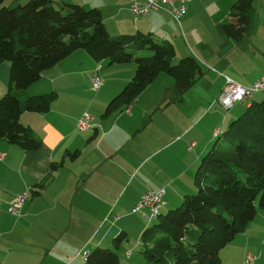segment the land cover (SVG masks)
I'll list each match as a JSON object with an SVG mask.
<instances>
[{"label": "crops", "instance_id": "obj_1", "mask_svg": "<svg viewBox=\"0 0 264 264\" xmlns=\"http://www.w3.org/2000/svg\"><path fill=\"white\" fill-rule=\"evenodd\" d=\"M28 1L10 0L9 6ZM49 1L58 9L79 5L100 10L109 35L113 31L120 37L159 35L165 39L154 38L156 42L175 46L172 32H165L174 21L166 12L135 21L126 0ZM236 1L188 4L182 22L193 44V37L199 38L183 58H197L203 75L183 94L172 76L161 73L133 104L104 116L110 102L134 78L136 65L98 62L84 51L46 71L26 91L16 92L23 101L53 92L57 99L48 113L21 115V123L42 141L39 150L27 152L0 139V153L5 154L0 161V264H87L83 253L96 248L122 251L118 264H130L128 241L147 229V212H132L141 196L164 190L163 209L168 212L197 190L195 175L201 159L224 138L223 113L244 104L248 109L264 98L256 101L257 95H264L258 93L250 105L237 104L229 110L216 102L226 77L246 87L264 77V0H255L251 25L240 41L221 30ZM198 6L206 11V18L199 16ZM194 20L199 24L190 28ZM200 29L201 37L197 36ZM97 69L103 87L94 92L91 78ZM10 72L9 63L0 66V99L10 87ZM85 113L93 116V126L79 131L77 123ZM68 153H76L75 160L65 158ZM64 159L63 166L53 171L52 165ZM29 188L33 196L23 216L11 215L12 200ZM122 233L128 240L116 247L114 240ZM248 255L256 258L255 264H264V210L260 208L254 221L221 251V264H244Z\"/></svg>", "mask_w": 264, "mask_h": 264}, {"label": "trees", "instance_id": "obj_2", "mask_svg": "<svg viewBox=\"0 0 264 264\" xmlns=\"http://www.w3.org/2000/svg\"><path fill=\"white\" fill-rule=\"evenodd\" d=\"M9 1L0 0V66H11L10 87L0 99V139L24 151L39 150L42 141L21 123V115L48 113L57 93L23 101L16 92L29 89L46 71L77 51L86 52L98 62L136 65L134 78L110 102L104 116L133 104L161 73L175 79L179 94L190 90L203 75V67L195 57L183 58L173 65L172 45L156 42L151 34L112 38L96 8L65 5L58 9L49 0H29L11 7ZM254 2L237 0L233 4L230 20L221 26L225 36L243 39L251 25ZM145 49L153 55L136 56ZM223 137L229 149L223 150L217 141L200 161L195 175L198 192L186 196L180 207L162 214L164 205L158 223L143 233L144 245L161 234L156 245L145 251L153 264H221V251L254 221L259 208L264 210V100L251 104ZM76 157V153H68L65 158ZM4 158L5 154L0 161ZM64 161L53 164V171ZM26 190L30 191L28 202L33 193L32 188L22 192ZM126 240L127 234L122 233L114 244L118 247ZM162 253L171 258L170 262L159 255ZM85 262L118 264L119 256L114 250L96 248Z\"/></svg>", "mask_w": 264, "mask_h": 264}, {"label": "built area", "instance_id": "obj_3", "mask_svg": "<svg viewBox=\"0 0 264 264\" xmlns=\"http://www.w3.org/2000/svg\"><path fill=\"white\" fill-rule=\"evenodd\" d=\"M129 5L130 13L136 21L139 18L147 17L156 12H166L170 14L175 22L181 26L182 19L187 14V6L192 0H126ZM226 83L223 91L219 95L218 102L224 109L229 110L237 104L247 103L248 105L254 100L258 93H264V77L250 87L242 86L235 83L232 79L226 77ZM92 90L98 92L103 86L99 69H97L91 78ZM93 116L85 113L78 121L77 128L80 131H87L92 128ZM3 158L4 154H0ZM165 191L151 192L143 194L138 203L133 208V213L146 211V220L151 223L161 216V209L165 205ZM30 198V191L26 190L15 197L9 207V213L15 217L23 216V207ZM118 219V218H117ZM132 252L126 254L127 259L132 257ZM83 258L87 260L89 254L83 253ZM256 258L248 255L244 264H255Z\"/></svg>", "mask_w": 264, "mask_h": 264}, {"label": "rangeland", "instance_id": "obj_4", "mask_svg": "<svg viewBox=\"0 0 264 264\" xmlns=\"http://www.w3.org/2000/svg\"><path fill=\"white\" fill-rule=\"evenodd\" d=\"M220 8H225L226 6H219ZM198 13H199V16L200 17H207L206 15V11H204V9L202 8V6H198ZM133 19V17H132ZM173 20V19H172ZM205 23L207 26H209V22L207 20H205ZM199 22L196 20H194L192 22V25L190 26V28H196V26H198ZM126 31H129V29H127ZM165 32H168V33H171V37L175 39V46H174V49H175V55L171 58V60L174 62H172L173 65H176L179 63V61L183 58V55L185 54V52L188 50L191 51V49H194L193 45H195V40L196 38H199V37H196L194 36V44L192 42V36L189 37V28L185 25L184 21L181 22V26L175 22V21H172V26L170 27H166L165 28ZM202 29L199 30V34L201 35H197V36H202ZM118 33L117 32H111V37L112 38H118L120 36H113V35H117ZM156 36V35H155ZM156 40H159L160 41H163V36H156L154 37ZM173 45V44H172ZM196 51V50H194ZM139 54H144V56H139V57H145V58H148V57H151L153 55V52L148 50V49H145V50H142V51H138ZM186 57V56H184ZM174 58V59H173ZM135 64V63H134ZM262 96L264 97V95H257V98H256V101H259V97ZM264 100V98L262 99ZM191 103V102H189ZM219 108V106H215L214 109H217ZM247 112V109H246V105H239L238 107L236 106V108H233L230 112L228 111H225L222 115V118H227V122L225 123L224 127H223V131H222V134L221 136H224V132L228 131L231 127V123L233 121V119L236 121L238 120L240 117H242L245 113ZM221 127V126H220ZM219 143L221 144V148L224 150V148H227L229 149V146L223 141V139L221 138V141L219 140ZM198 192V190H196L195 192L189 194V195H194ZM183 201V200H182ZM182 204V202H180V204H178L176 207L174 208H170V209H176L178 207H180ZM169 211V210H168ZM162 212L164 213H167V210L166 209H163ZM163 213V214H164ZM158 223V220L157 221H154V222H151L149 224V222L146 221V226L147 228L149 227H153L154 225H156ZM161 236V234H159ZM141 236H142V232H141V235L139 236H133V237H130L129 241L130 242V246H129V250L132 251L133 253V256L131 257V259H126L130 264H153V261H149V259L145 256V251L147 249H152V247L154 245H156L155 243V240L157 238H160V236H158L155 240H146L145 242V245H144V241H142L141 239ZM126 242V243H128ZM133 248V249H131ZM118 253V256L121 257V254H122V251L120 252H117ZM161 257H163L167 262H170V257L165 254V253H162V254H159Z\"/></svg>", "mask_w": 264, "mask_h": 264}, {"label": "bare ground", "instance_id": "obj_5", "mask_svg": "<svg viewBox=\"0 0 264 264\" xmlns=\"http://www.w3.org/2000/svg\"><path fill=\"white\" fill-rule=\"evenodd\" d=\"M101 79H102V78H101ZM102 82H103V81H102ZM102 87H103V86H102ZM102 87H101V88H102ZM100 90H101V89H100ZM161 191H162V190H161ZM87 253L89 254V252H87Z\"/></svg>", "mask_w": 264, "mask_h": 264}]
</instances>
